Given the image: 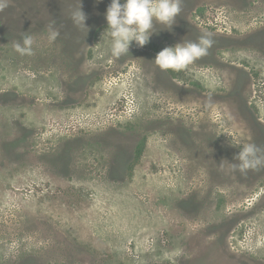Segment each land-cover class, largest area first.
Masks as SVG:
<instances>
[{"label":"rangeland","instance_id":"1","mask_svg":"<svg viewBox=\"0 0 264 264\" xmlns=\"http://www.w3.org/2000/svg\"><path fill=\"white\" fill-rule=\"evenodd\" d=\"M110 3L0 12V264H264V168L233 170V143L264 149V0H181L120 58ZM203 33L186 69L155 63Z\"/></svg>","mask_w":264,"mask_h":264},{"label":"clouds","instance_id":"2","mask_svg":"<svg viewBox=\"0 0 264 264\" xmlns=\"http://www.w3.org/2000/svg\"><path fill=\"white\" fill-rule=\"evenodd\" d=\"M10 0H0V12L9 6ZM181 0H111L106 11L108 24L107 32L111 36V55L120 58L129 52L130 46L135 42L143 47L150 41L153 22L171 27L181 11ZM73 22L77 26H86V16L81 7L72 14ZM59 30L54 23L48 26V40L55 42L59 36ZM33 37L25 35L22 43L14 45L15 51L21 56H32ZM213 40L208 33H203L197 42L177 44L174 47H166L161 50L155 63L162 70L175 72L186 69L199 58L207 55ZM233 145H242L241 151L236 156L238 164L233 165V170L242 174L249 170L264 168V149L253 143L237 141ZM222 166V165H221Z\"/></svg>","mask_w":264,"mask_h":264}]
</instances>
